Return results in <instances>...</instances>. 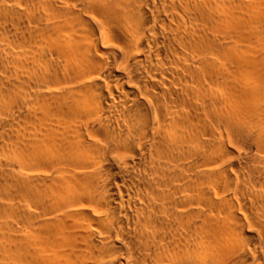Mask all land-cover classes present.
Segmentation results:
<instances>
[{"label": "bare ground", "instance_id": "obj_1", "mask_svg": "<svg viewBox=\"0 0 264 264\" xmlns=\"http://www.w3.org/2000/svg\"><path fill=\"white\" fill-rule=\"evenodd\" d=\"M0 264H264V0H0Z\"/></svg>", "mask_w": 264, "mask_h": 264}]
</instances>
